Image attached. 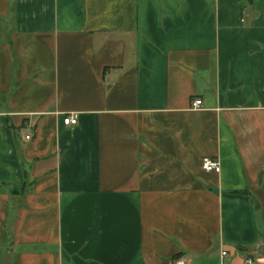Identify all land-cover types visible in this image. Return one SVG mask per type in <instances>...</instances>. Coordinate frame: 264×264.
<instances>
[{
    "label": "crops",
    "instance_id": "1",
    "mask_svg": "<svg viewBox=\"0 0 264 264\" xmlns=\"http://www.w3.org/2000/svg\"><path fill=\"white\" fill-rule=\"evenodd\" d=\"M263 243L264 0H0V264Z\"/></svg>",
    "mask_w": 264,
    "mask_h": 264
},
{
    "label": "built area",
    "instance_id": "2",
    "mask_svg": "<svg viewBox=\"0 0 264 264\" xmlns=\"http://www.w3.org/2000/svg\"><path fill=\"white\" fill-rule=\"evenodd\" d=\"M202 107V101L196 100L192 104L193 109H200ZM79 115L77 113H71L64 117L63 123L65 126H76L78 124ZM30 136H27L26 139L30 140ZM202 168L207 173H221V163L219 160L212 158H204L202 161ZM226 253H223V256L226 257ZM260 261H255L253 259H248L247 264H258ZM176 264H186L184 260H178Z\"/></svg>",
    "mask_w": 264,
    "mask_h": 264
},
{
    "label": "water",
    "instance_id": "3",
    "mask_svg": "<svg viewBox=\"0 0 264 264\" xmlns=\"http://www.w3.org/2000/svg\"><path fill=\"white\" fill-rule=\"evenodd\" d=\"M254 252L264 258V243L258 248L254 249Z\"/></svg>",
    "mask_w": 264,
    "mask_h": 264
},
{
    "label": "trees",
    "instance_id": "4",
    "mask_svg": "<svg viewBox=\"0 0 264 264\" xmlns=\"http://www.w3.org/2000/svg\"><path fill=\"white\" fill-rule=\"evenodd\" d=\"M253 3V0H249V4H252Z\"/></svg>",
    "mask_w": 264,
    "mask_h": 264
}]
</instances>
